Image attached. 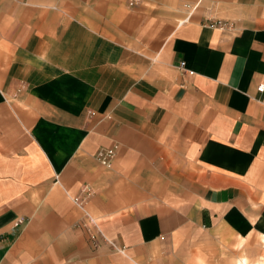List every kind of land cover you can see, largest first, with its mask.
Wrapping results in <instances>:
<instances>
[{
	"label": "crops",
	"instance_id": "obj_1",
	"mask_svg": "<svg viewBox=\"0 0 264 264\" xmlns=\"http://www.w3.org/2000/svg\"><path fill=\"white\" fill-rule=\"evenodd\" d=\"M260 84L264 0H0V264H264Z\"/></svg>",
	"mask_w": 264,
	"mask_h": 264
},
{
	"label": "built area",
	"instance_id": "obj_2",
	"mask_svg": "<svg viewBox=\"0 0 264 264\" xmlns=\"http://www.w3.org/2000/svg\"><path fill=\"white\" fill-rule=\"evenodd\" d=\"M143 0H128V6L129 7H133L136 5H139L142 3ZM212 25L218 26L220 28H224L225 26H227V23H224L222 21H216L214 22ZM228 27H231V25ZM180 68L184 69V63L181 62L180 63ZM187 73L189 75H192L193 72L192 71H187ZM256 91L258 93H263L264 92V84H260L257 86ZM117 149V146H113L104 150H99L96 153V160L99 162V164L101 166H103L104 168H110L111 167V162L115 156V151ZM91 197V190L88 187H84L81 190L80 195L75 196L72 198L73 203L79 207L80 209H84L86 203L88 202V200ZM86 217V223L89 226V235H90V239L93 242H96V238L97 236H100L101 238H103L110 246H112V248H114L117 252L123 254L124 253V249L123 248H116V246L110 241L107 240L103 234L101 233V231L98 228V223L96 221L95 218H93L92 216L85 214Z\"/></svg>",
	"mask_w": 264,
	"mask_h": 264
},
{
	"label": "bare ground",
	"instance_id": "obj_3",
	"mask_svg": "<svg viewBox=\"0 0 264 264\" xmlns=\"http://www.w3.org/2000/svg\"><path fill=\"white\" fill-rule=\"evenodd\" d=\"M238 264H249L244 258L240 259Z\"/></svg>",
	"mask_w": 264,
	"mask_h": 264
}]
</instances>
